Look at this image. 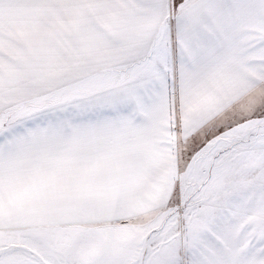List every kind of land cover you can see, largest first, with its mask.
Masks as SVG:
<instances>
[{
    "label": "snow or ice",
    "instance_id": "6c2138e0",
    "mask_svg": "<svg viewBox=\"0 0 264 264\" xmlns=\"http://www.w3.org/2000/svg\"><path fill=\"white\" fill-rule=\"evenodd\" d=\"M0 264H264V0H0Z\"/></svg>",
    "mask_w": 264,
    "mask_h": 264
}]
</instances>
